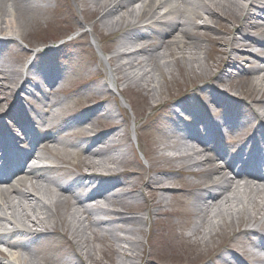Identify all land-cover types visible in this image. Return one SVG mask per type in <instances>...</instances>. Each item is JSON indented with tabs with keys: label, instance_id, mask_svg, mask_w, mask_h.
<instances>
[{
	"label": "bare ground",
	"instance_id": "obj_1",
	"mask_svg": "<svg viewBox=\"0 0 264 264\" xmlns=\"http://www.w3.org/2000/svg\"><path fill=\"white\" fill-rule=\"evenodd\" d=\"M80 2L97 15L95 26L121 32L122 38L108 61L101 58L104 73L91 75L89 82L96 86L79 88L75 95L82 105H77L72 95L59 99L67 87L61 85L58 64L25 63L42 41L34 36L42 19L74 18L73 8L53 10L50 0H0V179L7 180L0 188V243L7 245L0 248L6 260L0 264H40L31 244L41 235L49 241L60 235L66 243L70 235L78 262L66 264H88L94 258L93 236L117 243L111 249L126 261L115 264H137L144 253L139 225L152 206L168 204L165 194L174 189L180 197H193L190 188L173 186L172 161L181 164L180 171L203 177L186 182L198 189L194 235L208 244L213 235L224 237L231 229L222 250L226 254H217L216 264H264L259 254L264 252V0ZM19 41L29 49L19 50ZM205 42L221 54L216 70L206 63L210 55H201ZM174 53L190 81L202 80L204 86L162 100L168 84L162 71L173 73L167 59ZM241 58L248 68L241 66ZM229 66L238 72L225 77ZM225 82L237 84L236 93L222 89ZM134 88L151 93L150 114L159 112L166 125L179 127L152 141L148 168L129 158L128 135L120 133L129 125L122 109L125 93ZM113 91L124 99L118 101ZM213 104L226 105L222 116L213 117ZM233 107L242 112L234 113ZM5 117L9 125H3ZM186 119L191 124L182 126ZM223 135L231 138L229 152L211 146ZM134 136L142 149L137 126ZM158 145L163 153L154 155ZM167 149L177 154L168 157ZM74 159L71 171L66 164ZM37 160L52 164L40 168Z\"/></svg>",
	"mask_w": 264,
	"mask_h": 264
},
{
	"label": "rangeland",
	"instance_id": "obj_2",
	"mask_svg": "<svg viewBox=\"0 0 264 264\" xmlns=\"http://www.w3.org/2000/svg\"><path fill=\"white\" fill-rule=\"evenodd\" d=\"M50 2L53 10L59 9L60 5H63L62 7L64 8H67L66 6L73 8L74 18H68L67 20H61L59 22L50 18L53 21L48 23H46L45 19H42L44 21L42 28L35 29L34 32V36L39 37L42 41L31 48L32 50L26 57L27 60L25 63L36 60V63L41 65L44 62L54 66L58 64L56 70L63 79L62 84L67 87V90L59 92V99L69 98L72 95L71 98L76 101V104L82 105L80 100H76L75 94L79 88H94L96 86L89 82L91 80L90 77L95 72L104 73L103 66L100 64L101 58L103 57L108 61L114 55V51L121 41L122 33L107 32L102 29L100 24L95 26L97 15L90 9L88 11L84 10V6H82L80 0H50ZM212 25L219 27L214 22H212ZM94 36L97 39V43L93 40ZM19 44V50L21 48L29 49L27 43L19 41ZM202 47V50H200L201 55L203 57L210 55L206 63L210 64L213 70H216V65L221 54L214 51V46L211 43L205 42ZM48 50L51 52H48ZM36 51L38 52L35 57ZM178 58L179 53H174L167 59L171 62L172 74L166 69L162 71L168 83L163 87L162 100L169 98L173 94L184 92L192 94L196 92L194 91L195 89H203L204 81L198 80L193 84L190 81L191 76L187 72L184 63ZM239 62L244 64L241 66L248 68V63L245 59L241 58ZM227 72L225 77L229 73L235 75L238 71L229 66L227 67ZM171 77L173 78L172 80ZM213 83H215L214 80ZM235 85L233 87L231 83L225 82L221 87L222 89L230 91L229 93H236L238 87L237 84ZM121 87H125V84L121 85ZM113 93L118 101L123 98V96L117 95L114 91ZM125 96L127 102L125 106H122V109L128 118L129 125L125 130L121 129L120 133H126L128 135L129 141H126V147L129 151V158L137 161L143 168H148L152 163V154L149 153L152 141L161 137L163 132L169 133L171 130H177L179 127L176 128L174 126L176 122L171 126L166 125L165 121H167V118L159 112L150 114L152 113L150 106L154 102L151 99V93L147 90L134 88L128 93H125ZM241 97H244L243 94H241ZM244 100L246 102L250 101L248 98H244ZM225 106L222 105V107L218 108L214 104L211 105L210 111L213 117L216 115L222 116L225 112L224 109H226ZM256 108L258 109L259 106H256ZM233 109L234 113H236L235 111L240 112L242 110L239 107H233ZM118 118L121 119L123 117ZM180 124L182 126L190 125L191 121L186 119ZM136 126L143 133L142 140L140 141L143 143L142 149L137 145L134 136ZM56 130L58 133L59 128ZM202 137L204 136L202 135ZM230 140V136L223 135L217 141L211 143V146L229 152V143L227 141ZM126 147L124 146L123 149H126ZM161 149L162 147L158 145V149L154 155L163 153ZM74 164L75 159L72 163L66 164L67 169L74 170ZM163 164L167 163L164 162ZM169 164L173 166V176L175 177L173 186L190 188L193 197H190L191 195H189V198L184 196L180 197L178 196V190L174 189L173 193L165 194L169 199L168 204L152 206L150 216L146 218L144 223L139 225L141 232L137 233V235L141 239V247L144 253H140L142 257L138 259L137 264H216V256L222 253L223 246L227 243L229 240L228 237L232 233L231 229L226 230L224 237L221 233L213 235L208 244L201 242L198 235H194V227L199 219L195 214L193 202L195 193L197 192L196 190L198 189L193 186H188L186 182L194 183L203 177L194 172L186 173L185 171H180L181 164L174 161ZM200 168L195 167L193 170H199ZM92 169L87 170L92 172L94 171ZM139 201L142 202V199H139ZM142 213L137 211L135 215ZM233 228L235 229L237 226L234 225ZM52 236L55 238L54 241L45 240V237H38L31 244V249L35 252L33 254L40 264H66V260L77 263L78 258L74 253L75 245L70 235L67 237L69 239L68 244L65 242L66 237L58 235ZM92 238L93 241L91 244L97 250L94 252V258L88 260V264H115L118 260H124V258L118 257L111 249L110 244L116 246V242L97 240L94 236ZM123 244L127 246L126 243ZM243 258L247 259L246 256ZM0 261H6L1 253Z\"/></svg>",
	"mask_w": 264,
	"mask_h": 264
}]
</instances>
